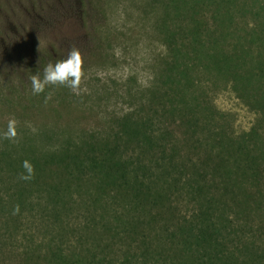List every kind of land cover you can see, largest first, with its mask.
<instances>
[{
	"label": "rangeland",
	"instance_id": "374dc122",
	"mask_svg": "<svg viewBox=\"0 0 264 264\" xmlns=\"http://www.w3.org/2000/svg\"><path fill=\"white\" fill-rule=\"evenodd\" d=\"M261 32L264 0H0V264H264Z\"/></svg>",
	"mask_w": 264,
	"mask_h": 264
},
{
	"label": "clouds",
	"instance_id": "9594fccd",
	"mask_svg": "<svg viewBox=\"0 0 264 264\" xmlns=\"http://www.w3.org/2000/svg\"><path fill=\"white\" fill-rule=\"evenodd\" d=\"M81 58L80 54L76 50L69 52L66 59L57 61L55 64L48 63L43 68V75H33L31 77V90L33 95H38L45 90L46 85H62L67 86L70 89L75 90L80 78H81ZM49 96H45L47 100ZM15 121L10 120L7 125V130L3 134L4 138L11 139L15 133ZM24 168L31 172V169L27 163ZM22 179H28L29 177L22 176Z\"/></svg>",
	"mask_w": 264,
	"mask_h": 264
},
{
	"label": "trees",
	"instance_id": "16d2710c",
	"mask_svg": "<svg viewBox=\"0 0 264 264\" xmlns=\"http://www.w3.org/2000/svg\"><path fill=\"white\" fill-rule=\"evenodd\" d=\"M264 33H260V35H262ZM259 39V37H257ZM260 40V39H259ZM261 41V40H260ZM262 42V41H261ZM263 46V45H262ZM109 175V173H107ZM117 184V182H116ZM120 187H124L120 184ZM135 192L132 194V197L130 199V203H131V207L133 208H141L143 207L144 203L143 201L146 200V198H148L146 192L147 191H143L140 187H135ZM141 218L138 216H132L129 219H127L126 221H124V223L122 224V226L125 228L126 226L129 227L130 231L132 232V234H136L137 233V229L140 225H142L140 223Z\"/></svg>",
	"mask_w": 264,
	"mask_h": 264
}]
</instances>
